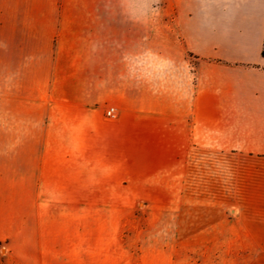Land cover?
Here are the masks:
<instances>
[{
	"label": "crops",
	"instance_id": "obj_1",
	"mask_svg": "<svg viewBox=\"0 0 264 264\" xmlns=\"http://www.w3.org/2000/svg\"><path fill=\"white\" fill-rule=\"evenodd\" d=\"M263 48L264 0H0V179L32 211L121 196L199 212L201 234L172 222L152 242L206 244L187 264H264ZM49 222L12 264H136L81 220Z\"/></svg>",
	"mask_w": 264,
	"mask_h": 264
},
{
	"label": "rangeland",
	"instance_id": "obj_2",
	"mask_svg": "<svg viewBox=\"0 0 264 264\" xmlns=\"http://www.w3.org/2000/svg\"><path fill=\"white\" fill-rule=\"evenodd\" d=\"M121 196H94V211H49L30 208L29 198L25 193L17 192L7 177L0 179V264H12V251L26 256L28 244L48 233L51 215L65 220L67 225L74 220H81L83 233L94 230V246L100 252L115 251L118 256L129 250L136 264L139 257L160 249L178 252V264H187V254L193 250H202V242L176 243L152 242L158 235L161 224H181L180 234L188 233L190 224L192 232L201 234L203 219L197 217L199 212L184 210L181 212H158L154 210H129L122 208Z\"/></svg>",
	"mask_w": 264,
	"mask_h": 264
},
{
	"label": "built area",
	"instance_id": "obj_3",
	"mask_svg": "<svg viewBox=\"0 0 264 264\" xmlns=\"http://www.w3.org/2000/svg\"><path fill=\"white\" fill-rule=\"evenodd\" d=\"M106 114L109 118H112V119L116 118V111L113 107L108 108Z\"/></svg>",
	"mask_w": 264,
	"mask_h": 264
},
{
	"label": "trees",
	"instance_id": "obj_4",
	"mask_svg": "<svg viewBox=\"0 0 264 264\" xmlns=\"http://www.w3.org/2000/svg\"><path fill=\"white\" fill-rule=\"evenodd\" d=\"M262 55L264 56V48H263V50H262Z\"/></svg>",
	"mask_w": 264,
	"mask_h": 264
}]
</instances>
